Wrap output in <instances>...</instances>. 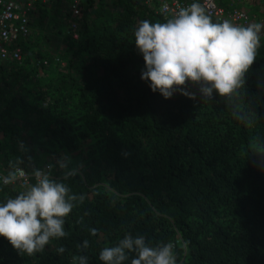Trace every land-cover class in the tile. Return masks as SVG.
<instances>
[{
  "label": "trees",
  "instance_id": "1",
  "mask_svg": "<svg viewBox=\"0 0 264 264\" xmlns=\"http://www.w3.org/2000/svg\"><path fill=\"white\" fill-rule=\"evenodd\" d=\"M234 1L264 25V0H252V9ZM35 5L39 33L20 39L24 61L0 60V176L22 169L32 178L28 187L0 180V203L34 185L35 169L77 200L65 237L31 256L0 238V264H79L81 256L102 264L100 251L126 235L173 244L176 264H264V28L231 98L165 100L140 78L134 36L143 20H169L158 8L84 0L71 20L70 0ZM62 157L68 169L59 167Z\"/></svg>",
  "mask_w": 264,
  "mask_h": 264
},
{
  "label": "clouds",
  "instance_id": "2",
  "mask_svg": "<svg viewBox=\"0 0 264 264\" xmlns=\"http://www.w3.org/2000/svg\"><path fill=\"white\" fill-rule=\"evenodd\" d=\"M262 28L251 22L247 26L228 20L215 23L199 0L167 22L143 20L134 32L136 49L144 60L140 78L165 100L176 93L193 101L199 95L203 102L231 98L245 84V75L256 60ZM70 163L62 157L58 165L68 169ZM33 175L34 185L0 203V238L28 256L43 251L50 240L66 236L65 218L77 200L66 184L51 179L45 170L35 169ZM16 179L13 174L6 182ZM87 246L84 241L83 247ZM173 249L171 243L152 247L142 236L126 235L117 245L103 248L99 259L102 264H125L134 254L131 264H176ZM57 251L62 254L65 249ZM79 264H87V258L79 257Z\"/></svg>",
  "mask_w": 264,
  "mask_h": 264
},
{
  "label": "built area",
  "instance_id": "3",
  "mask_svg": "<svg viewBox=\"0 0 264 264\" xmlns=\"http://www.w3.org/2000/svg\"><path fill=\"white\" fill-rule=\"evenodd\" d=\"M25 0H0V60L6 62L21 63L23 60V50L19 46L22 36H29L30 20L25 18V11H34V6L39 0H29L27 9L23 8ZM47 2L48 0H43ZM84 0H70L71 20H78L81 17ZM193 0H147V4L158 8V12L165 15L168 19L185 7H190ZM202 7L205 8L206 14L210 15L215 23H222L228 20L237 26L250 25V17L247 13L231 9L228 10L220 5L218 0H199ZM76 29V24L73 25ZM77 39V34L74 35ZM18 181L23 187L30 185L32 178L26 171L18 169L15 171ZM1 184L8 186V178L0 176ZM12 184V183H11Z\"/></svg>",
  "mask_w": 264,
  "mask_h": 264
},
{
  "label": "rangeland",
  "instance_id": "4",
  "mask_svg": "<svg viewBox=\"0 0 264 264\" xmlns=\"http://www.w3.org/2000/svg\"><path fill=\"white\" fill-rule=\"evenodd\" d=\"M53 0H48L47 2H44L43 3H47V4H50L52 3ZM237 2H240L239 4H237V6L239 7H249L248 9H252V7H250L249 5L251 4L252 5V0H236ZM219 2V0H218ZM226 2H228L230 4L231 7L233 8H237V7H234V3L235 1L234 0H226ZM36 6V5H35ZM35 6H34V9H35ZM239 9V8H238ZM31 10H27L25 11V18L27 20H30V23H31V19H30V16H31ZM247 14L249 15L250 19H253V14H251L250 12L247 11ZM255 14V13H254ZM255 19H256V16L254 15ZM33 25L36 26L35 29H33L32 27H30V30L29 32L31 33V31H34L35 33H39V26L37 25V23L35 21H32ZM262 23L261 22H258V25H261ZM32 26V25H31ZM53 43L56 44V45H59V46H62V40L60 39H53ZM24 59V57H23ZM24 60H22L23 62ZM33 63V62H32Z\"/></svg>",
  "mask_w": 264,
  "mask_h": 264
}]
</instances>
